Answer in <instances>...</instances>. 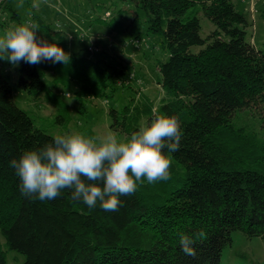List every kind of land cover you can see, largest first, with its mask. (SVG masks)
I'll return each mask as SVG.
<instances>
[{
    "label": "trees",
    "instance_id": "1",
    "mask_svg": "<svg viewBox=\"0 0 264 264\" xmlns=\"http://www.w3.org/2000/svg\"><path fill=\"white\" fill-rule=\"evenodd\" d=\"M127 1L146 16L150 32L162 35L170 58L158 64L160 101L135 90L121 110H110L112 129L129 138L153 110L177 116L179 149L165 150L171 178L137 182L133 195L120 197L118 211L99 203L89 208L67 189L53 200L22 195L10 161L55 136L18 107L8 78L0 74V264L8 262L4 245L25 256V264H223L234 232L264 240V48L247 41V16L232 0ZM202 12L215 26L207 37L201 35ZM33 18L37 39L57 43L70 61H42L43 69L22 61L18 87L47 93L60 124L70 120L68 104L47 88L46 70L56 75L55 87L74 92L81 112L114 88V78L133 88L136 78L126 84L130 76L122 80V69L73 51L60 27L45 24L36 12ZM108 26L123 32L119 21ZM259 106L263 130L236 118ZM181 234L193 237L195 256L182 251Z\"/></svg>",
    "mask_w": 264,
    "mask_h": 264
},
{
    "label": "rangeland",
    "instance_id": "2",
    "mask_svg": "<svg viewBox=\"0 0 264 264\" xmlns=\"http://www.w3.org/2000/svg\"><path fill=\"white\" fill-rule=\"evenodd\" d=\"M238 11L248 18L247 41L258 49L264 48V0H232ZM43 18L45 24L62 30L68 38V45L73 51H80L82 56L98 59L102 65H111L125 72L122 80L134 75L130 87H122L114 78V88L106 92V96L85 104L81 112L80 104L74 92L68 93L54 86L52 70L44 71L45 83L50 91L60 94L61 100L68 104L70 120L68 123L58 122L56 108L47 101V93L39 96L19 89L21 62L13 66L7 60H0V74L7 77L14 101L20 109L32 115L35 126L43 129L51 136L69 134L78 131L90 137L98 136L112 129L110 110H121L130 99L136 96L137 89L160 101L162 79L158 64L166 62L169 52L163 45V37L148 30V20L142 12H138L127 0H9L0 5V35L12 25H19L31 19L33 14ZM15 13H19L15 16ZM201 19V35L209 36L215 31L214 24L203 12ZM119 21L123 32L111 31L109 24ZM200 47H193L199 52ZM41 66V64L39 63ZM43 69V67L41 66ZM263 106L252 111L245 109L237 114L240 123H248L257 131L262 128ZM263 112V111H262ZM118 139H126L122 133ZM7 264H25V256L8 249ZM221 260L223 264H264V240L248 239L240 231L234 232L232 242L225 246Z\"/></svg>",
    "mask_w": 264,
    "mask_h": 264
},
{
    "label": "clouds",
    "instance_id": "3",
    "mask_svg": "<svg viewBox=\"0 0 264 264\" xmlns=\"http://www.w3.org/2000/svg\"><path fill=\"white\" fill-rule=\"evenodd\" d=\"M38 31L31 19L5 29L0 35V60L13 66L21 61L68 64L70 54L57 43L38 40ZM180 141L178 117L153 110L129 138L118 139L111 130L92 137L78 131L56 135L39 149L25 150L10 161V167L21 181V194L30 199L53 200L67 189L73 200L89 208L99 203L105 211H118L120 197L133 195L137 182L171 178L172 160L165 150L177 151ZM180 244L186 255H196L193 237L181 234Z\"/></svg>",
    "mask_w": 264,
    "mask_h": 264
},
{
    "label": "built area",
    "instance_id": "4",
    "mask_svg": "<svg viewBox=\"0 0 264 264\" xmlns=\"http://www.w3.org/2000/svg\"><path fill=\"white\" fill-rule=\"evenodd\" d=\"M6 1H8V0H0V4H3ZM134 77H135L134 75H131L129 80L126 82V84H128L131 80H133Z\"/></svg>",
    "mask_w": 264,
    "mask_h": 264
},
{
    "label": "crops",
    "instance_id": "5",
    "mask_svg": "<svg viewBox=\"0 0 264 264\" xmlns=\"http://www.w3.org/2000/svg\"><path fill=\"white\" fill-rule=\"evenodd\" d=\"M9 1V0H8ZM8 1L4 2L3 4H6Z\"/></svg>",
    "mask_w": 264,
    "mask_h": 264
}]
</instances>
